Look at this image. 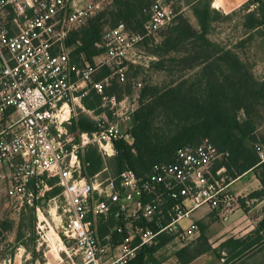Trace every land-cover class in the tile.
Here are the masks:
<instances>
[{
    "label": "built area",
    "instance_id": "built-area-1",
    "mask_svg": "<svg viewBox=\"0 0 264 264\" xmlns=\"http://www.w3.org/2000/svg\"><path fill=\"white\" fill-rule=\"evenodd\" d=\"M108 1L0 0V169L9 177L7 196L15 212L35 207L41 213L38 200L61 189L50 199L60 219L51 229L72 242L73 264H131L163 235L186 246L201 236L196 211L207 208L228 223L242 201L247 207L252 201L231 190L235 180L217 167L229 153L209 139L183 147L173 163L155 164L145 176L132 169L117 176L103 177L107 169L91 179L82 175L79 155L88 146L109 159L115 143H132L127 131L135 108L106 90L114 80L127 83L129 53L156 40L171 22V12L157 2L144 32H130L124 24L106 29L104 52L93 64H78L67 45L71 33ZM104 68L110 74L97 80ZM92 90L101 97L97 111L84 103ZM79 113L96 129L75 138L69 125ZM259 154L264 160V151ZM17 257L0 264H16Z\"/></svg>",
    "mask_w": 264,
    "mask_h": 264
},
{
    "label": "trees",
    "instance_id": "trees-1",
    "mask_svg": "<svg viewBox=\"0 0 264 264\" xmlns=\"http://www.w3.org/2000/svg\"><path fill=\"white\" fill-rule=\"evenodd\" d=\"M262 1L250 0L249 6L255 4L260 8L246 16L244 28L249 31L264 27ZM114 2L120 13L123 9L126 11L119 16V21L123 18L134 20L140 13L142 18L138 24L141 31L131 30L124 22H118L108 29L124 24L130 32H144L150 20L153 3L143 6L144 0ZM239 2L243 4L244 0ZM202 4V0H197L194 7L198 28L184 17H179L177 22L167 28L171 31L165 42L175 53L181 52L180 47L184 44L195 52L199 51L180 61L183 71L199 69L196 80L185 79L181 83H172L167 88L156 86L150 92L144 88L146 102L133 115L134 126L130 131L133 142L121 140L115 143L116 155L109 159L103 157L97 146L90 145L85 148L79 155L84 177L91 179L105 169H111L105 175L117 176L132 169L139 176H145L155 164L173 163L177 152L183 147L195 146L209 139L229 153V157L217 167H225L232 180L254 171L262 189L251 193L248 198L264 199V160L259 154L260 150L264 151V134L259 133L264 112V80L254 76L248 64L236 51L237 47H220L210 40L213 11L209 4ZM245 8L248 9L247 6ZM104 10L90 18L84 27L71 33L67 45L72 59L78 64H93L95 58L104 52L100 46L106 30H103L102 22ZM158 67L163 69L164 63L160 62ZM108 74L110 70L104 68L96 78L100 80ZM126 84H119L114 80L106 93L115 95L114 85ZM84 103L88 109H98L101 97L92 90ZM95 129L94 122L85 115L74 119L70 128L72 132L78 133H90ZM49 183L53 185L54 181ZM60 193V188H54L45 194V200ZM242 206L245 211H249L244 201ZM27 209L34 211L35 207H26L24 212ZM200 226L199 239L175 252L178 264H190L207 253H212L219 259H224L222 253H225L228 261L233 264H264V218L249 236L229 238L217 249L210 243L206 226ZM173 238L166 235L159 237L156 244L142 248L131 264H159L161 260L154 257L156 250L170 245ZM18 242H21L20 236Z\"/></svg>",
    "mask_w": 264,
    "mask_h": 264
},
{
    "label": "rangeland",
    "instance_id": "rangeland-1",
    "mask_svg": "<svg viewBox=\"0 0 264 264\" xmlns=\"http://www.w3.org/2000/svg\"><path fill=\"white\" fill-rule=\"evenodd\" d=\"M114 1L109 0L101 10L103 11L105 9L102 21L103 30L115 26L118 22H124L127 23L131 30L141 31L138 24V21L140 22L142 18L140 13L138 12L139 14L134 20L129 21L123 18V20L119 21V16L124 15L126 11L123 9V14L120 13V9ZM157 2L167 7L168 11L171 12V22L161 29L156 40L147 39L129 53L128 83L124 86L114 85L113 88L115 95L119 99H126L131 107L135 108V112L146 102L144 100V91L147 90L150 92L156 86L167 88L172 83H181L185 79L196 80V73L199 71V69L183 71V64L180 63L182 59L190 58L199 51L195 52L190 46L184 44L180 47L181 52L175 53L169 49L171 46L167 47L165 44L166 38L170 36L171 31V29L168 30L167 28H170L174 22H177L179 17H184L195 28H198V22L194 15V7L197 0H144L143 6L151 5L152 3L154 5ZM262 2L264 4V0ZM202 3V6L209 4L213 11V29L209 34L210 40L220 47H237L236 51L241 59L248 64L254 76L263 81L264 27L255 31H249L244 28L246 16L256 8H260V6L255 4L249 6L251 3L250 0H244L243 4H240L239 0H222L223 4L220 8L217 7L216 0H202ZM246 6L248 9L245 8ZM262 9H264V6H262ZM160 62L164 63L163 69H159L158 67ZM98 109L95 110L97 111ZM80 115L88 117L86 114L79 113L74 119L77 120ZM73 120L69 125V130L73 125ZM133 126L134 122L132 121L127 131L128 134H130ZM70 132L75 138L77 137L78 132H72L71 130ZM259 133L264 134V112ZM129 140L131 141V139ZM110 171L107 169L105 173ZM105 173L103 177L109 176L105 175ZM7 201L11 209L0 219V227L2 228V231H0V241L5 243L6 250L9 254L15 255L19 253L18 249L22 248L25 249L24 252L22 250V254L29 257L26 264H73V261L69 258L73 246L72 242L67 240L63 234H57L51 229H55V226L60 225L59 214L55 212L53 201L45 200V197L38 200L37 205L40 207L44 218L41 213L37 212L36 208L34 211L27 209L24 212L23 210L19 214L14 211L15 203L9 198ZM251 207L252 205L249 208L247 207V209L250 210ZM214 223L215 226L211 230V242L214 248H219L221 240L237 236L233 232H227L222 235L221 231L223 230L224 224L220 223L218 219H214ZM106 231L107 228L102 227V232L105 233ZM18 236H20L21 242H18ZM11 237H16L15 247L10 242ZM170 243V245L156 250L154 257L157 256L159 260H165L171 257L174 251L181 247L174 238ZM222 255L224 262L221 261L220 263L221 259L214 256L207 264L232 263L228 261L225 253H222ZM175 261V258H171L167 264H175Z\"/></svg>",
    "mask_w": 264,
    "mask_h": 264
},
{
    "label": "crops",
    "instance_id": "crops-1",
    "mask_svg": "<svg viewBox=\"0 0 264 264\" xmlns=\"http://www.w3.org/2000/svg\"><path fill=\"white\" fill-rule=\"evenodd\" d=\"M9 185V177L7 176L6 170L0 169V219L3 217L5 213L11 207L8 205V196H7V190ZM262 189V185L260 181L258 180L256 174L254 171H249L245 173L243 176L238 178L234 181V183L231 185V190L238 196H249L251 193L258 192ZM13 202V201H12ZM249 211L245 212V209L238 210L230 222L228 223H222L224 224L222 235L227 232H233L237 234V236H232L230 238H244L252 234V232L258 227L259 223L264 218V199L263 200H252ZM249 206V207H250ZM248 207V208H249ZM214 216H212L207 208H202L195 212L194 214V220H196L199 225L206 226V234L210 239L211 242V230L215 226L214 223ZM201 227V226H200ZM2 228L0 227V231ZM229 239V238H228ZM1 240V238H0ZM226 239H223L220 241V244L226 241ZM10 242L13 244V247L16 245V237H11ZM213 246V245H212ZM214 248V247H213ZM5 243L0 241V259H8V258H14L15 255L9 254L6 250ZM179 249V248H178ZM171 257L166 258L165 260H161L159 264H167L168 260L171 258H175V252ZM20 250V253H18L17 257V263L16 264H26V255L22 254L25 251V249H18V252ZM215 255L212 253H207L205 255H202L198 257L196 260H194L190 264H207V262L210 259H213ZM216 257V256H215ZM176 260V258H175ZM222 259L220 260L221 263ZM175 264L177 263V260L175 261Z\"/></svg>",
    "mask_w": 264,
    "mask_h": 264
},
{
    "label": "bare ground",
    "instance_id": "bare-ground-1",
    "mask_svg": "<svg viewBox=\"0 0 264 264\" xmlns=\"http://www.w3.org/2000/svg\"><path fill=\"white\" fill-rule=\"evenodd\" d=\"M216 2H217V7H219V8H220L221 5L223 4V3H222V0H216ZM214 5H215V4H214Z\"/></svg>",
    "mask_w": 264,
    "mask_h": 264
}]
</instances>
